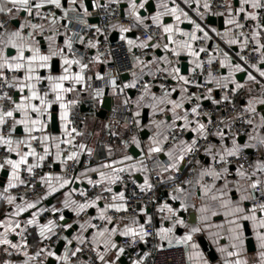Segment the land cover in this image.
Masks as SVG:
<instances>
[{
    "label": "snow or ice",
    "instance_id": "6c2138e0",
    "mask_svg": "<svg viewBox=\"0 0 264 264\" xmlns=\"http://www.w3.org/2000/svg\"><path fill=\"white\" fill-rule=\"evenodd\" d=\"M118 2V0H117ZM130 2V15L134 17V19L139 24H143V18L140 16L137 11L138 8H144L145 3L141 2L137 5L136 0H129ZM187 2V0H185ZM70 4H74L75 0H69ZM199 3V0H197ZM239 8L234 9L231 4H225L224 6L228 9L230 18L227 20V23L233 25L235 29H240L238 33L233 32L231 29L224 33V36L227 37V43L229 45H239L240 50L244 51L248 48L249 40L255 41V47L252 48L250 56L252 54H258V63H249V58L245 55H238V60L240 62L233 63L232 58L229 56L227 52L223 53L224 58L219 60V66L221 68L228 69V75L222 76L220 79H216L213 77L212 72H208L209 79L206 83H215L217 87L220 88H228L231 83L234 85L232 89L235 92L238 89L244 88L245 84L238 82L235 79L236 73H244L246 75V80L252 82L255 85H258L261 90L260 97H249L246 100V104L243 107V113L247 115L245 119L244 115L240 118L244 120V122L253 126V132L257 131V128L264 130V114L259 116V121L254 124L253 117L257 114L256 105L264 106V83H261L260 80L257 79L255 75L249 71V68L255 69V71L259 74L261 78H264V43L260 40V31L258 29L264 28V24H262L261 16L258 15L256 11H246V5H250L252 9L264 10V0H238ZM45 5H54L55 8L60 9L62 7L61 0H0V15L6 17L4 20H0V87H5L8 89H15L19 95L18 100L14 99L13 96L9 95L8 92H4L0 94V100L9 102L12 107L5 109L0 106V147H3L6 150V153L11 154L15 153L18 156V159H12L9 156L4 158L3 163H0V170H4L6 166L10 168V175L8 176L7 188L4 189V193L8 192V189L16 188L19 185H28L35 187L34 184L27 182L21 176L22 166H26V171L30 175L34 176V170L36 168L43 167V162L49 158L50 153V141L56 140L55 137H51L48 135H43L46 129V125L44 120L41 119L42 116L45 115L48 109H51L52 104L54 102H60L59 106L61 108L60 118L64 121V133L63 136L68 137L67 139H60L59 142L55 144L57 149L55 154V160L59 161L61 164H66L67 161L79 162V157L81 152L86 151L89 156L92 155L93 150L88 148L86 144L80 143L78 145H73V134L75 136H81L82 133L77 131L75 127L69 129L68 125L71 124V120L69 119L68 105L65 104L64 94L67 92H71L74 90L73 87H65V81H71L73 84H82L85 80L83 75L84 70L88 68V65L82 63L80 59L77 58H68L65 55V48L55 46V25L57 23V18L55 14H51V20L49 22L48 31L52 32L53 35L44 36L45 27L43 23H33L32 20L28 19V17H32V19L39 18L40 20H47L48 17L42 15L41 9L45 7ZM158 7H163V11H157L154 16L151 17L152 22L162 29L164 34H167V39L170 43L176 44L178 48H183L188 51V53L197 58L194 60L196 68H199L203 71L204 62L199 60V53L206 52V49L200 48L199 52L193 49L192 44L185 41H175L173 40V33L180 32L183 36H189L191 41H195L198 39L195 32L188 33L183 32L178 27H174L173 24H165L162 22V17L165 15H169L175 18L177 24L181 22V18L189 19L186 12L183 11L178 5L176 7L169 8L166 4L158 5ZM204 9H210L211 4L208 0H205L203 4ZM24 12L27 13V16L24 18V21L19 24L17 28H9L8 24L10 20L18 17V14ZM85 15H88L87 8L84 9ZM235 12L236 15H231V13ZM199 14V13H198ZM243 14L241 17L245 22L257 21L255 25V29L251 32V36L249 37L243 29L246 27V23H242L241 19H238L237 16ZM67 11H64L62 19L66 20L68 24L71 23L70 20L67 19ZM203 15V14H199ZM222 15V13H220ZM190 23L195 24V21H189ZM79 23L83 24L85 21L81 20ZM67 27V24L65 25ZM196 30L204 33V39H210L208 32L201 27L200 24H195ZM130 27L120 26L119 31L121 32V39H125L123 33L129 32ZM100 28H96V32H100ZM212 32H216V29H211ZM75 34V33H73ZM219 35V33H217ZM45 39L48 41L47 52L42 51L41 40L37 39V37ZM241 38H243L241 40ZM149 40L152 38L149 37ZM80 43H84V38L80 37ZM127 43L131 46L134 44L133 40H127ZM64 45L67 48L68 52L72 51L73 43L70 39L64 40ZM89 45L91 47H96L97 45L89 41ZM138 47H149L147 41L141 42V44L137 45ZM151 47H157L156 44H152ZM165 49H167L168 45H164ZM9 49L15 50V55L9 54ZM175 55H179V52L176 49L172 50ZM59 56L63 60V64L65 67L63 68V73L61 75H52L51 74V61L53 57ZM139 61V58H137ZM214 57H209L207 63L212 65L214 62ZM140 63H144L143 61H139ZM149 64L152 61L148 62ZM78 65L80 68L79 72H73L72 66ZM246 65L247 67H245ZM147 67V65H145ZM41 70H47L49 72L48 75L42 76ZM160 71V69H157ZM167 71V70H165ZM195 71V69H194ZM8 73H12L11 77H9ZM180 69L177 67H173L170 70V74L173 79H177L182 81L184 84H189L191 81L187 79L185 76L179 74ZM135 75V74H134ZM99 75H97V79H101ZM44 81H47V88L54 95V100H49L48 91L43 92L40 91L39 85H41ZM111 83L115 85V80H112ZM136 86L135 83L127 84L125 87L134 88ZM199 84H196V87H199ZM163 87V86H162ZM27 90V95H23V93ZM253 89L251 87L248 88V91L251 92ZM175 92L176 89L173 88L171 90ZM186 88L181 89V96L179 100H173L170 98V93L165 91L163 96L157 97L154 93L151 94V100L155 103H151L147 105L148 107L153 108L154 110L158 109L160 112H164L165 108H160L159 105H171L168 111L172 112L173 115V125H169V127L174 126L176 120L182 119L184 121L183 129H189V125L192 123L188 119L189 113L187 111L184 112L183 115H180L177 110L184 108V100L185 93H187ZM149 92L148 85H144V92L141 94L139 99L144 100V95ZM208 92L211 93L212 89L209 88ZM96 95L99 97L102 95V90L97 89ZM195 94H191L188 96V99H191ZM207 99H212L209 95L206 97ZM197 100L200 97H196ZM223 100L228 101L229 96L224 95ZM34 101H38L39 103H34ZM125 104L128 103L126 99L124 101ZM213 103H219V101H213ZM139 107V104L137 105ZM200 105L197 104L195 107L191 108V114L195 116H199L200 112L198 109ZM264 111V108L261 109ZM16 113H19V118H16ZM32 114H35V118H33ZM139 111L135 113V115L139 116ZM9 120L11 123L9 124ZM138 123V121H137ZM157 127H160L161 124L166 123L165 121H154ZM209 123H211V118H209ZM22 126L23 132L26 136L23 139L16 138L14 139L12 133L16 132L17 127ZM8 129L7 133L5 129ZM191 131L198 132L200 136L204 139H207V128L204 123L196 121V127L190 129ZM34 133H41V135H35ZM214 135L218 136L221 141V148L217 151H213L215 145H209L205 148V153L211 156V163L207 166L200 164V167L197 171L198 179L195 181V184L191 179L183 181V183L191 185L190 189H185L184 187L177 186L174 189V193L171 196L173 200H180L179 209L172 208L169 204L165 203L159 210L161 212L167 210L172 216L176 217L173 227L163 228L161 227L156 235L158 236L161 243L157 245V248L164 247L163 242H167L168 247H191L194 252L189 255V260L193 258L197 261V264H210V261L204 258V255L201 251H199V244L195 243L194 237L204 231L208 232V235L211 236L214 242H217L223 235L229 243L227 247H219L218 251L221 253H226V258L224 259V264H247L246 260L240 258L241 249L243 248L244 238H243V229L245 228L246 222H251L255 238L259 243L260 248H264V179L261 176H258V173L264 175V158H258L255 160L249 167L251 171H248L244 168L243 164H239L235 169V176L238 179L229 180L228 177L232 175V172L229 168L230 158H239L241 153L247 148H264V135H252L251 133L247 134V139L253 143H245L240 144L237 142L235 136L231 138V147H224L225 134L223 131H217ZM167 140V136L164 137ZM39 142V144L43 148L42 154L37 152L36 149L32 146V142ZM133 142L137 145L139 142L133 137ZM68 144L73 145L77 148V151H72L68 153L65 157L62 158L60 144ZM153 146L148 149L149 156L152 153H158L162 151L161 144L162 141L159 139L153 140ZM183 147L180 150V154L175 158L172 156V152L169 151L167 155L171 162L167 164V170L169 171H179L180 162L184 161L185 155L189 153H193L197 151L196 145L198 143L197 139H193L191 143H187L186 141L180 142ZM22 146H26L28 151H21ZM109 154H111V149L108 150ZM29 157L34 158V163H29ZM125 160H130L132 157L125 156ZM123 161H119L118 163H122ZM143 165V161L140 162ZM101 168H111L113 175L108 177L105 172H100V181L94 182L91 179L88 180L89 184L94 183H103L105 179H108L110 183H116L121 179L119 175L115 173L125 171L124 168H112V164H101ZM131 167H135L132 165ZM89 171H97L96 168L88 169ZM142 170L147 171L146 168ZM83 175V173H82ZM169 179H174V177H169ZM243 181L244 183H241ZM39 182L42 185L47 186V194H52L59 189L64 188L66 185H69L72 181L70 179L65 178L64 176H53L51 173H46L39 178ZM217 182H222L217 186ZM152 186L148 183L147 177H145L144 185L142 186V190L144 188L150 189ZM108 192H111V188L105 189ZM81 196H86V193L81 192ZM23 200V197H19ZM46 198V197H45ZM0 199H4L7 201L8 205H14L15 211L6 213V215L10 217H19L21 213L26 212L29 209L36 208L37 202H28L25 201L23 203H16L18 199L17 196L13 195H4L0 194ZM100 199L99 196L96 197V200L86 201L85 203H77L76 201H69L68 198H65L63 201V205L65 208H72L73 211L79 215V213L83 212L85 209L90 207H96V201ZM113 201H120V203H110L105 205L104 209L100 210L99 219L107 221L108 224L113 223V217L107 216L106 211L108 209H114L115 212H127L128 206L125 202V194L123 192L118 193L117 195H113ZM188 199H199L201 204L197 209L199 213L196 218V223L192 225L186 224L185 220L180 218L177 213L180 210L187 211L189 207L195 208V204L189 205L186 201ZM248 202V203H246ZM73 205H75L73 207ZM55 211V209H54ZM144 211V209H141ZM37 213L32 214V219L26 221L28 225L37 223ZM215 218V219H214ZM60 219L63 220L64 217L60 216ZM151 217H148V223H151ZM53 221L49 220L47 224L39 225V236L42 239H50V234L52 233ZM132 224H137L135 218L132 219ZM179 225L187 229L185 234L180 237L173 236L174 228ZM90 227L95 228L96 225H89ZM0 227L4 229L2 233H0V245L8 246L4 250L8 255H12V252L8 251L10 247L12 250L17 252H22L23 256L26 257L22 261V264H30L31 261L38 260L41 254L43 253L46 258H54L56 261H59L60 264H72V258L77 257L78 253H83L84 249L82 247H75L74 250L69 252V250H65L64 255H58L56 251L46 250L45 248H39V250L35 251L34 254L30 255L28 251H26L28 245L26 242V238L23 236V232L26 229H21L20 232H17V229L21 228L20 222L12 219L0 220ZM67 227H71V225H67ZM82 231H86V227L84 224L80 225ZM215 229V231H212ZM15 233L16 235L21 236L22 243H13L11 239H9V234ZM46 233L48 235H46ZM116 235L128 237L130 238L131 244L135 245L138 240L140 242L147 243L146 238L152 235L147 231L144 224H139L137 227H132L126 225L122 231L117 232L116 227H112L109 229L108 227H104L99 230L95 234H93L91 239V244L97 247H94L92 251L95 253L96 259H98L101 264H115L117 260L120 259V256L124 254L125 248L118 247L117 243L114 240ZM68 244H71L72 241L68 240L67 237L64 238ZM74 239L78 242L79 245H84L88 243L87 238L83 235H79L74 237ZM103 244L104 251L101 252L98 250V246ZM112 249H117L115 254V260L106 259V255ZM231 249V250H229ZM150 253H145L144 257L149 256ZM262 257H264V253H261ZM144 257H141L138 260L133 261V264H143ZM4 264H11L10 261H4ZM83 264V262H81ZM87 264H94V262L89 261Z\"/></svg>",
    "mask_w": 264,
    "mask_h": 264
},
{
    "label": "crops",
    "instance_id": "0c3cea01",
    "mask_svg": "<svg viewBox=\"0 0 264 264\" xmlns=\"http://www.w3.org/2000/svg\"><path fill=\"white\" fill-rule=\"evenodd\" d=\"M87 0H75L74 4H70L69 0H61L62 7L60 9L55 8L54 5H45L44 8H42L40 11L45 12L49 11L51 9H56L57 10V23L55 25L56 32H55V46L65 48V55L68 56V58H77L80 59L82 63H85L88 65V68L84 70V77L85 80L82 84H73L71 81H65L64 86L67 87H73L74 90L71 92H67L64 94V103L68 105V112H69V119L71 118L72 114L75 112L78 106H81L82 108L88 109L89 111H84L87 114V122L84 127V131L81 136L78 137L76 141V145L83 143L86 144L88 148H91L93 150L92 155L94 156L98 143L99 142H105L108 146L109 149H111V154H109V160L108 161H103V162H96V161H88V157H90L86 151L81 152V155L79 157V170H78V178L75 181H72L69 185H66L64 188L59 189V191L52 193V194H47V186L42 185L40 183V186L42 188L43 193L33 199V198H28L25 197L23 200L18 198L16 200V203H23L25 201L28 202H37L36 208L29 209L24 213H21L19 217H10L6 215V213H10L15 211L14 205H8L7 201L4 199H0V220H6V219H12L15 221H19L21 228L17 229V232H20L21 229H26L23 232V236L26 238L27 242V249L28 253L30 255L34 254L35 251L39 250V248H43V245L46 241L49 239H42L39 236V225H44L47 224L49 220L53 221V228H52V233L50 236L52 237L55 234L56 228L61 225V222L64 220L60 219V216H63V213L68 211L74 214V218L71 221V224H78L79 230L75 232L71 237H65L68 238V240H71L72 243L68 244L67 241L63 238L62 241L65 242V246L63 247L61 253L59 255H64L65 250H69L71 252L72 250L75 249V247L79 246L81 247L82 245H79L78 242L74 239V237L83 235L87 239H92L93 234L98 232L95 228L90 227L89 225H95L96 222H101L102 220L99 219V214L100 210L105 208V205L110 204V203H120V201H113L112 197L113 195H117L120 192H123L125 194V190L122 186L119 185V180L116 183H110L108 179H105L103 183H94V184H89L88 180L91 179L94 182L100 181V175L99 173L105 172L108 177H111L113 175L112 169L111 168H101V164H112V168H124L125 171L115 173L116 175H119L120 177L125 176L129 177L132 180H134L140 187L144 185V180L145 177H147L148 183H151V171L148 165V160H153L155 158H158L160 162L163 163L166 167L167 173H173L174 170L169 171L167 170V164L170 161L169 156L167 153L169 151L172 152L173 158H175L177 155L180 154V150L183 147L181 145V141H186L187 143H191L193 139H198L200 137V134L195 131H191L190 129L195 128L196 124L191 123L189 125V129H183L184 121L182 119L176 120L174 126L169 127V125H173V115L171 111H168L167 109L171 108V105H165L161 104L159 105L160 108H165L164 112H160L158 109L154 110L151 107H148L147 105L151 103H155L154 101L151 100V94H155L157 97L163 96L165 90H163L158 83L156 82V76L159 73H169L171 68L174 67V64L171 63L169 59V53H173V49H176L179 52V55H175L178 60L181 57H186L188 59V64H189V74L182 75L181 70H180V75L185 76L187 79H189V75L194 71L196 68V65L194 63V60L197 58H194L191 56L186 49L183 48H178L176 44L170 43L167 39V34H164L162 32V29L155 25L151 17L156 14L157 11H163V7H158V5H163L166 4L169 8L171 7H176L177 5L183 9L184 12L187 13L189 19L181 18V22L177 24L175 21V18L169 15L163 16L162 22L165 24H173L174 27H178L181 29L183 32H188L192 33L195 32L196 36L198 37L197 40L191 41L189 36H183L181 35L180 32H174L173 33V40L175 41H189L193 49L197 52H199L198 45L200 41L205 40L208 43V48L212 52V57L219 58L220 60L224 58L223 53L227 52L229 56L232 58V62L236 63V55L238 53V47L237 45H229L227 41V37L224 36V33L228 30H235L233 25H230L227 23V20L230 18L229 11L227 9L226 13L223 15L224 17V22H225V29L220 31L218 30L217 26H206L205 25V19L209 16L207 13V10L204 9L203 4L205 0H199V3H197V0H153L156 5V12L153 14H148L146 16H142L141 12L144 10V8H138L137 11L139 12L140 16L143 18V24L137 23V21L130 15V2L129 0H118L120 4H126V8L123 9V17L124 18H130L131 21L133 22V25L130 27V31L123 33V36L125 37L126 43L127 40H133L134 44L129 45V49L131 51L134 65H135V70L130 76V80L128 82L120 81V86L123 88L125 91L122 96L118 95L117 89L113 87H109L107 84L106 80L104 79L103 72H104V65L99 62H93V63H87L85 59L80 55L79 51L82 50V43H80V36L76 31L75 24H81L79 21L83 20L85 23L83 25H96L95 20L97 18V5L98 2L93 1V9L88 10V15H85L84 9L87 8L85 2ZM117 2V0H101L100 2ZM139 0H136L137 5H139L141 2H144V0H141L140 3H138ZM209 2V0H208ZM226 4H231L234 9L239 8V3L238 0H225ZM148 3H145V5ZM246 11H256L259 14L258 9H252L250 5H246ZM64 11H67V19L71 21L70 24L67 23L66 20L62 19ZM203 14L202 16L199 14ZM231 15H236L235 12L231 13ZM27 16V13L21 12L18 14V17L15 19H12V27L11 28H17L20 23L24 21V18ZM243 14H240L237 16L238 19H242L241 17ZM219 17V16H217ZM6 17L0 15V20L5 19ZM195 21V24H200L202 28H204L205 31L208 32V35L210 39H204V33L196 30L195 24L190 23L189 21ZM18 22V25H14L13 23ZM49 22L48 21L46 24H44L45 27V32L44 36H49L53 35L52 32L48 31L49 27ZM248 22L256 23L257 21H251L249 20ZM67 24V27L65 25ZM264 24V23H263ZM149 25H155L157 26L161 32L163 33L164 36V45H168L167 49H165L164 45L162 46L161 49H158L157 47L153 48L151 47L152 44H154L152 41L149 40H144L141 37V33L146 30V28ZM121 24L116 23L113 25V33H118L119 34V39H121V32L119 31ZM215 28L216 32H212L211 29ZM260 31V40L262 43H264V28L258 29ZM75 33V34H73ZM219 33V35H217ZM37 39L41 40V45H42V51L47 52V46H48V41L45 39L40 38L39 36ZM65 39H70L73 43V48L71 52H68L67 48L64 45V40ZM147 41L149 44V47L144 48V47H138L137 45L141 44V42ZM147 50H153L154 53L151 55L146 61L142 60L140 58V53L147 51ZM157 50H161L163 52V56H158L156 54ZM9 54L10 55H15V50L14 49H9ZM137 58H139V61H143L144 63H140ZM199 60H201L200 54H199ZM149 61H152V63H148ZM180 61V60H179ZM202 61V60H201ZM54 62L57 64L55 65ZM181 64V62H180ZM51 74L52 75H61L63 73V68L65 65L63 64V60L61 57L56 56L53 57L51 61ZM147 65V67H145ZM57 68L56 70L54 69ZM264 67V66H261ZM157 69H160V71H157ZM167 70V71H165ZM72 71L73 72H79L80 68L78 65H73L72 66ZM253 75L257 77L258 80L261 81V83H264V78H261L259 74L255 71V69L250 70ZM42 76H46L49 74L47 70H41L40 73ZM135 74V75H134ZM242 73H236L235 74V79L242 83L245 84L244 88L236 90V100L237 104L239 107L243 108L246 104V100L249 97H260L261 96V90L258 85L253 84L250 81L246 80V76L238 79V76ZM97 75L102 77L101 79H97ZM228 75V69L223 68L222 71V76H227ZM221 76V77H222ZM220 77V78H221ZM218 78V79H220ZM144 80H150L151 83L148 85L149 92L144 95V100H140L139 97L141 96H131L128 92L130 90H133V88L130 87H125L127 84L135 83L137 84L140 81ZM40 91L43 94V92L48 91V99L49 100H54V95L51 93V91L47 88V81H44L41 85H39ZM251 87L253 90L251 92L248 91V88ZM109 88V96L113 97L115 100V106L113 108L112 112H116V116L114 118L111 117V114L105 119L102 120L97 117V113L99 112L103 98L105 97V90ZM175 88L176 91L172 92L171 90ZM186 88L188 90V84H184L182 81H179L178 84L173 85L170 87L168 92L170 93V98L173 100H179L181 96V89ZM228 88L233 89L234 85L231 83L229 84ZM101 89L102 90V95L97 96L96 95V90ZM211 93H207L204 99L199 100L200 104H216L213 103V101H218L219 100V90L220 87H217L216 84L213 82L211 83ZM16 91V90H15ZM20 93L17 91L15 92V99L18 100ZM23 95H27V90L23 93ZM185 95V100H184V108L183 109H178L177 112L180 115H183L185 111L189 113V116L191 114V108L193 106V99H195V95L191 97V99H188L187 97L191 95L189 90ZM211 96L212 99H207L206 97ZM133 100L135 103V113L139 111V122L142 127V130L147 129L149 131V136L146 140H142L141 137L137 139L139 144L137 145L136 143L133 145L135 146L139 151H141V157L135 158L130 152L129 149H124L121 148L118 145V142L121 141L125 135L128 132V126L127 123L124 119L123 116V108L126 105L124 103L125 100ZM197 100V99H196ZM34 103H39L38 101H34ZM60 102H54L52 104L51 109H48L47 112L45 113L44 116L41 117V119L44 120V123L46 125L45 132L43 135H48L51 137H55L56 140L50 141V153L51 155L49 158H47L44 162H50L51 164V169L47 170L44 174L46 173H51L53 176H64V170L67 168L69 165L70 161H67L66 164H61L59 161L55 160V154H56V147L55 144L59 142L60 139H66L65 136H63L64 133V121L61 120L60 118V113H61V108L59 106ZM139 104V107L137 105ZM257 107V114L253 117L254 119V124H256L259 121V116L261 114H264V111H261V109L264 106L261 105H256ZM57 109L56 115H57V122H58V133H54L51 131L50 126H51V116L54 114L53 110ZM147 110L148 112V122L146 124H142V117L144 111ZM33 118H35V114H32ZM16 118H19V113H16ZM190 120V119H189ZM154 121L159 122V121H165L166 123L161 124L160 127H157ZM253 128V126H252ZM251 128L250 133L252 135H257L258 133L260 135H264V130H261L257 128L256 132H253ZM141 130V131H142ZM185 130L187 132V136L185 139L180 140L176 145L171 147L168 151H164V148L167 144L168 136L171 132H180ZM41 135V133H34ZM12 136L14 139L20 138L23 139L26 134L23 132L22 126H18L16 132L12 133ZM167 136V140L164 139V137ZM231 138L225 136L224 140V147H231ZM159 139L162 141L161 148L162 151L158 153H152L151 156H149L148 149L153 146V140ZM237 142L240 143L238 141ZM245 143H253L248 141L247 137L244 143L240 144H245ZM39 144V142H38ZM215 145L213 151H217L221 148V141L218 136H216L213 140V144ZM32 146L36 149L37 152L41 153L43 152L42 146L39 144V148H36V141L32 142ZM67 144H60V150H61V156L62 158L65 157V147ZM0 150L6 151L3 147H0ZM78 150V149H77ZM76 150V151H77ZM21 151H28V148L26 146H22ZM243 152L247 154H253V153H259L260 158H264V148H247ZM249 152V153H248ZM125 156H130L132 159L130 160H125ZM9 157L12 159H18L19 157L16 156L15 153L9 154ZM146 158V159H145ZM4 161V160H3ZM3 161H0V163H3ZM119 161H123L122 163H118ZM143 161V165L140 164V162ZM200 164H203L207 166L208 164L211 163V156L206 154L205 152L199 157ZM29 163H34V158L29 157ZM200 164H198V169L200 167ZM132 165H135V167H131ZM91 168H96L97 171H89L88 169ZM143 168H146L147 171L142 170ZM179 169L182 170L184 169V163L183 161L180 162L179 164ZM235 167H230V171L232 172V175L228 177L229 180H235L238 179V177L235 176ZM248 171H251V168H245ZM26 170V166H22V171H21V176L23 177V171ZM6 171L7 176L4 181V187L0 186V194L4 195H9V191L12 189H8L7 193H4V189L7 188V181H8V176L10 175V168L8 166L5 167L4 170H0V179L2 173ZM198 171V170H197ZM83 173V175H82ZM43 174V175H44ZM258 176H261L262 179H264V175H261L258 173ZM68 179V178H67ZM198 179L197 173L195 175V178L192 180L193 183L195 184V181ZM222 182H217V186ZM241 183H244L241 181ZM75 184H79L77 188H75ZM21 186V185H19ZM17 186V187H19ZM16 187V188H17ZM192 186L187 185L185 189H190ZM106 188H111L112 191L108 192L105 189ZM14 189V188H13ZM84 192L86 193V196H81L80 193ZM100 192H104L108 195V198L106 200H101V198L96 201V207H90L85 209L83 212L77 213L72 210V208H65L63 205V201L65 198H68L69 201H76L77 203H85L86 201H93L96 200L97 194ZM175 194L172 193L169 196V204L172 208L174 209H179L180 207V200H173L171 199V196ZM46 197V198H45ZM189 205L195 204V208L189 207L187 211L180 210L177 215L184 219L186 224L192 225L196 223V218L198 217L199 213L197 212V209L199 208L201 201L199 199H188L186 201ZM248 203V202H246ZM75 205H73L74 207ZM163 205L160 204L157 209L150 210L146 207H142L141 209H144V211H141V215L139 218H135L137 221V224H132V219H122L115 224L111 225L108 227L111 229L112 227L117 228V232L122 231L126 225L132 226V227H137L139 224H144L146 227L149 225L148 223V217H151V223L155 226L156 232L161 228H169L173 227L174 221L176 217L172 216L170 213L167 212V210L161 212L159 209ZM55 209V211H54ZM110 211H115L114 209H108L106 211V215ZM37 213V223L28 225L26 223L27 220L32 219V214ZM46 214V217L43 215ZM64 217V216H63ZM215 219V218H214ZM84 224L86 227V231H82L80 228V225ZM66 228V231L70 228L67 226H64ZM4 229L0 227V233H2ZM187 231L186 228L181 227L177 225L174 228L173 236L175 237H180L185 234ZM212 231H215V229H212ZM243 231V238H244V244L243 248L241 249V256L240 258L243 260L247 261V264H264V257H262L261 253H264V248L259 247V243L255 238V234L251 225V222H246L245 228L242 230ZM247 231H249V235H247ZM46 235H48L46 233ZM128 238V237H123L116 235L114 237L115 242L117 243L118 247H122L120 242L121 240ZM158 238V236H157ZM9 239L13 241V243H22L21 236L16 235L15 233H10L9 234ZM130 239V238H129ZM159 240V238H158ZM251 240V244H249ZM195 243L199 244V251H201L204 255V258L208 259L210 261V264H224V259L226 258V253H221L218 251L219 247H227L229 241L222 237L217 241L214 242L213 238L208 235L207 231L201 232L197 234L194 237ZM161 241L159 240V244ZM164 246H167V242H163ZM8 246L0 245V264H4V261H10L11 264H22V261L26 259V257L23 256L22 252H17L15 250H12L10 247L8 248V251L12 252V255H8L5 252V248ZM97 247V246H94ZM184 250L186 251L187 254V259L189 264H197V261L193 258L192 260H189V255L194 252V250L189 246V247H183ZM98 250L103 252L104 247L103 244L101 243L98 246ZM231 250V249H229ZM55 251V250H54ZM117 252V249H112L109 251L106 255V259L108 260H115V254ZM75 258V257H74ZM72 258V264H87L86 260L77 262ZM50 259H53L55 261V264H60L59 261H56L54 258H46V256L42 253L41 256L39 257L38 260L31 261L30 264H48ZM133 261L128 258L127 256V251L125 250L124 254L120 256V259L115 262V264H133ZM98 264H101L99 261Z\"/></svg>",
    "mask_w": 264,
    "mask_h": 264
},
{
    "label": "built area",
    "instance_id": "2783aa9c",
    "mask_svg": "<svg viewBox=\"0 0 264 264\" xmlns=\"http://www.w3.org/2000/svg\"><path fill=\"white\" fill-rule=\"evenodd\" d=\"M98 2L97 5V18L98 23L96 25H83L75 24V28L79 36L84 38V43H82V50L79 51L80 55L85 59L87 63H93L96 61L101 62L104 65L103 76L106 80L109 87L117 89L118 95L122 96L124 94L123 88L120 86V81L122 76L125 74L131 75L135 70V65L131 51L128 44L125 40L119 39L116 42L111 41V36L113 34V25L120 23L124 27H131L133 22L130 18H124L122 16V8L119 2H100L101 0H94ZM150 1V0H148ZM211 8L207 9L209 16H223L227 8L224 6L226 4L225 0H209ZM42 15L47 16V20L28 19L32 20L33 23H43L46 24L51 20V14H55L57 17V10L51 9L49 11L41 12ZM222 13V15H220ZM261 16V23H264V10H259ZM6 19V18H5ZM4 20V19H3ZM242 23H246V27L243 31L250 37L251 32L255 29L256 23L245 22L241 19ZM12 21L10 20L8 27L11 28ZM100 28V32H96V28ZM240 29H235L233 32L238 33ZM141 37L144 40H149L151 37L154 44L157 45L158 49H161L164 45V36L161 30L155 25H149L146 30L141 33ZM243 38H241L242 40ZM89 41L96 44V47H91ZM238 53L236 55L237 62L242 63L238 60V55H245L249 58V63H258V54H252L251 50L255 47V41L249 40L248 48L244 51L240 50L239 45ZM206 49V52H200L201 60L204 62L203 71L201 69H196L189 75V80L191 83L188 84V90L191 94H195V99H193V106L197 104L200 105L198 111L200 112L199 116L190 114L189 119L196 124V121L204 123L207 128V139H204L200 136L197 141L196 148L197 151L185 155L184 169L174 171L173 173H167L165 165L159 161L158 158L153 160H147L150 171H151V183L152 186L150 189L140 187L134 180L129 177L122 176L119 180V185L122 186L125 190V202L128 206L127 212L117 213L115 211H110L107 216L113 217V223L108 224L107 221L102 220L101 222H96L95 229L97 231L103 229L104 227H110L116 222L122 219H131L139 218L141 215V208L144 206L150 210L157 209L160 204L164 205L169 202V196L174 193V189L177 186L186 187L188 184L183 183V181L195 178V175L198 170L199 157L205 152V148L213 144V140L216 137L214 133L218 130L223 131L225 136L236 138L247 137V134L250 133L252 126L247 125L243 119L240 117L244 115L245 119L247 115L243 113V108L239 107L236 100V92H233L231 88H220L219 90V103L203 105L199 103V100L205 98L208 93V89L211 88V83H206L209 79L208 72L211 71L213 77L216 79L222 76L223 68L219 66V58H216L212 65L207 63L209 57H212V52L208 48V43L205 40L200 41L198 49ZM153 50H147L140 53V58L146 61L151 55H153ZM169 59L174 67L180 69V61L178 58L169 53ZM247 67L246 65H244ZM249 71L251 68L248 69ZM180 74V73H179ZM11 77L12 73H8ZM112 80H115V85L111 83ZM156 82L158 85L165 91H168L171 86L178 84L179 80L173 79L172 75L169 73H159L156 76ZM150 80L140 81L133 88L135 95L140 96L144 92V85H149ZM196 84H199V87H196ZM163 86V87H162ZM8 92L9 95L13 96L15 99V89H8L5 87H0V94ZM228 95L229 100H223V96ZM196 97H200L199 100H196ZM0 106L5 109L11 108L12 105L7 102L0 100ZM116 112H112L111 117L114 118ZM123 116L128 126V132L125 137L118 142V145L121 148L128 149L133 146V137L137 140L140 137L142 127L139 122V118L135 115V103L133 100H130L123 108ZM209 118H211V123H209ZM71 124L68 125L69 129L75 127L77 131L83 133L84 127L87 122V114L83 111L81 106H78L75 112L72 114ZM138 121V123H137ZM11 121L9 120V124ZM8 129H5L7 133ZM39 136V134H36ZM187 132L185 130L180 132H171L168 136L167 144L164 148V151H168L171 147L176 145L180 140L185 139ZM73 145H76V141L79 136L73 134ZM68 137H66L67 139ZM73 145H68L65 147L64 153L65 156L72 152L76 151ZM36 148H39L38 142H36ZM109 148L105 142H99L94 156L88 157V161L103 162L109 160ZM6 156H9L8 153L4 150H0V161H3ZM260 158L259 153L247 154L242 152L239 158H230L229 168L237 167L239 164H243L244 168H250L255 160ZM51 169L50 162L44 163L43 167L36 168L34 170L35 175L32 176L27 173L26 170L23 171V177L27 182L34 184L35 187L26 185H21L17 188H14L9 191V195L19 197H28V198H37L43 191L40 186L39 178L47 170ZM79 162L70 161L67 168L64 170V175L71 181H75L78 178ZM174 177V179H169V177ZM101 200H106L108 195L104 192L97 194ZM46 217V214L43 215ZM148 232L152 235L146 238L147 243L138 242L133 245L130 242L129 238L121 240L120 244L127 251V256L131 260H138L141 257H144L145 253H150L149 256L144 257L143 264H189L187 259L186 251L183 247H168L164 246L162 248H157L159 245V240L156 235V229L153 224H149L145 227ZM66 235V228L62 225H59L55 234L44 243L43 248L46 250H55L56 246L63 240ZM88 243L82 245L84 249L83 253H78L77 257L74 258L75 261L80 262L86 260L87 262L92 261L94 264H98L99 260L96 259L95 253L92 251L94 245L91 244V240L87 239Z\"/></svg>",
    "mask_w": 264,
    "mask_h": 264
},
{
    "label": "water",
    "instance_id": "95a60500",
    "mask_svg": "<svg viewBox=\"0 0 264 264\" xmlns=\"http://www.w3.org/2000/svg\"><path fill=\"white\" fill-rule=\"evenodd\" d=\"M141 0L138 1V3H140ZM87 9L88 10H92L93 9V1L92 0H87L85 2ZM126 4H121V8H122V16H123V9L126 8ZM156 12V5L155 2L153 0L148 1V3L145 5L144 10H142L141 15L142 16H146L148 14H153ZM94 23H98V18H96ZM205 25L206 26H217L218 30L222 31L225 29V22H224V17L223 16H208L205 19ZM14 25H18V22L13 23ZM119 40V34L118 33H113L111 36V41L112 42H116ZM156 54L158 56H163V52L161 50H157ZM180 70H181V74L182 75H188L189 74V64H188V59L186 57H181L180 59ZM54 64L56 65L57 63L54 62ZM54 69L56 70L57 68L54 67ZM130 76L128 74H125L122 76V81L124 82H128L130 80ZM246 75L244 73L240 74L238 76V79H241L243 77H245ZM131 96H135V92L133 90H130L128 92ZM203 105H208V104H203ZM115 106V100L113 97L109 96V88L105 90V97L103 98V102L101 105V108L99 110V112L97 113V117L105 120L113 111V108ZM264 108V107H263ZM84 111H89L88 109L85 110V108H82ZM56 111L57 109L55 108L53 110V115L51 116V126L50 129L52 132L54 133H58V122H57V115H56ZM148 122V112L147 110L144 111L143 113V117H142V124H146ZM149 136V131L147 129H144L141 131L140 133V137L142 138V140H146ZM246 140V137H241L238 138V141L240 143H244ZM129 152L135 157V158H139L141 157V151H139L135 146H132L129 149ZM249 153V152H248ZM7 176V172L4 171L1 175V179H0V186L4 187V181L5 178ZM79 184H75V188L79 187ZM64 216V220L61 222L62 226H67L69 224H71V221L74 218V214L71 212H64L63 213ZM79 230V226L78 224H72L71 227L66 231V236L67 237H71L75 232H77ZM247 235H249V231H247ZM251 240L249 242V244H251ZM65 246V242L61 241L55 248V251L57 252V254L59 255L63 249V247ZM48 264H55V261L53 259H50V261L48 262Z\"/></svg>",
    "mask_w": 264,
    "mask_h": 264
}]
</instances>
